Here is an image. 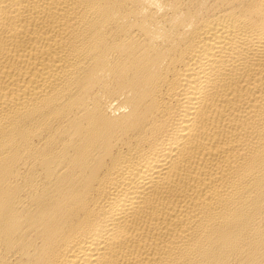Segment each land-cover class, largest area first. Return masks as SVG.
I'll return each instance as SVG.
<instances>
[{
	"label": "bare ground",
	"instance_id": "6f19581e",
	"mask_svg": "<svg viewBox=\"0 0 264 264\" xmlns=\"http://www.w3.org/2000/svg\"><path fill=\"white\" fill-rule=\"evenodd\" d=\"M0 264H264V0H0Z\"/></svg>",
	"mask_w": 264,
	"mask_h": 264
}]
</instances>
